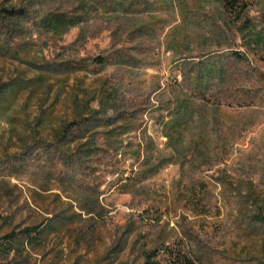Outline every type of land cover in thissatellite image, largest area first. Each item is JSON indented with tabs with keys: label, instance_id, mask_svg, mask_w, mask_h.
<instances>
[{
	"label": "rangeland",
	"instance_id": "1",
	"mask_svg": "<svg viewBox=\"0 0 264 264\" xmlns=\"http://www.w3.org/2000/svg\"><path fill=\"white\" fill-rule=\"evenodd\" d=\"M236 1L0 0V264H264V0Z\"/></svg>",
	"mask_w": 264,
	"mask_h": 264
},
{
	"label": "trees",
	"instance_id": "2",
	"mask_svg": "<svg viewBox=\"0 0 264 264\" xmlns=\"http://www.w3.org/2000/svg\"><path fill=\"white\" fill-rule=\"evenodd\" d=\"M223 5L226 8H235L237 6V1L236 0H222ZM35 230L34 229H25L23 230V234L27 236L28 238L31 237V233ZM35 232V231H34ZM176 252L171 253V257H174L170 259V262L168 264H194L189 258H187L185 255L181 254V252L175 254ZM145 262L143 264H163L160 260H157L155 258L154 254L146 255L145 257Z\"/></svg>",
	"mask_w": 264,
	"mask_h": 264
}]
</instances>
